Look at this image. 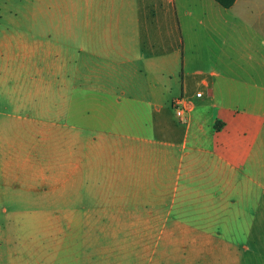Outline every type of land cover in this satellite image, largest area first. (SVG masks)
I'll use <instances>...</instances> for the list:
<instances>
[{
    "label": "crops",
    "instance_id": "obj_1",
    "mask_svg": "<svg viewBox=\"0 0 264 264\" xmlns=\"http://www.w3.org/2000/svg\"><path fill=\"white\" fill-rule=\"evenodd\" d=\"M195 23L214 70L183 59L177 95ZM107 194L161 226L157 255L176 264L238 261L264 241V0H107Z\"/></svg>",
    "mask_w": 264,
    "mask_h": 264
},
{
    "label": "rangeland",
    "instance_id": "obj_2",
    "mask_svg": "<svg viewBox=\"0 0 264 264\" xmlns=\"http://www.w3.org/2000/svg\"><path fill=\"white\" fill-rule=\"evenodd\" d=\"M206 52L195 23L177 95L183 59L214 70ZM109 195L107 0H0V264H176L157 255L161 226ZM258 238L224 264H264Z\"/></svg>",
    "mask_w": 264,
    "mask_h": 264
},
{
    "label": "built area",
    "instance_id": "obj_3",
    "mask_svg": "<svg viewBox=\"0 0 264 264\" xmlns=\"http://www.w3.org/2000/svg\"><path fill=\"white\" fill-rule=\"evenodd\" d=\"M202 93H198L197 97H201ZM173 107L175 108L176 115L180 119L181 122H187V114L191 110L190 104L185 102L184 99H177L173 103Z\"/></svg>",
    "mask_w": 264,
    "mask_h": 264
},
{
    "label": "trees",
    "instance_id": "obj_4",
    "mask_svg": "<svg viewBox=\"0 0 264 264\" xmlns=\"http://www.w3.org/2000/svg\"><path fill=\"white\" fill-rule=\"evenodd\" d=\"M221 7L224 9H229L231 8L236 0H215Z\"/></svg>",
    "mask_w": 264,
    "mask_h": 264
}]
</instances>
